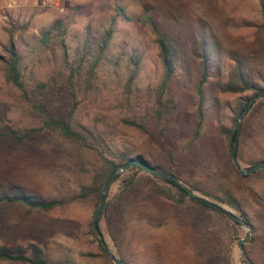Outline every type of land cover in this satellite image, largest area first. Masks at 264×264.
Instances as JSON below:
<instances>
[{"label":"rangeland","instance_id":"rangeland-1","mask_svg":"<svg viewBox=\"0 0 264 264\" xmlns=\"http://www.w3.org/2000/svg\"><path fill=\"white\" fill-rule=\"evenodd\" d=\"M118 8L131 20L118 15ZM145 12L178 48L177 75L171 84L177 110L162 125L163 138L157 130L149 135L125 123L131 120L151 129V91L163 74L155 36L140 19ZM55 21H60V27L43 42L41 37ZM262 22L258 0H0V56H5L11 35L22 56V77L30 99L41 107L49 106L58 117H70L73 123L93 131L104 130L112 148L141 153L152 165L171 164L169 149L193 129L192 113L200 80L196 52L200 42L204 46L209 69L206 92L210 133L206 142L214 167L195 169L189 161L180 160L177 173L211 179L214 189L229 192L249 219L251 229L248 232L244 225L224 220L208 210H193L201 222L212 226L211 234L206 236L197 229L196 221L188 218L192 211L177 217L170 205L149 196L143 200L141 197L129 215L128 243L124 245L128 264H204L210 254L216 264H264V168L249 176L241 175L233 165L232 147L218 128L235 129L234 112L242 96L223 94L217 87L233 66L232 57H242L251 76L264 84ZM109 26L115 30L109 50L89 89L75 84L74 96L67 89L66 94L54 98L53 89L68 75L59 46L61 32L70 59L76 62L87 27L89 40L93 41L100 30ZM130 57L139 59V70L128 92ZM43 82L47 85L44 90L36 89ZM260 100L240 122L236 156L242 169L264 161V101ZM0 119L20 133L41 129L31 103L5 82L1 62ZM64 145L62 139L44 130L33 133L27 144L14 146L0 138V194L22 192L67 202L50 212L29 211L18 205L0 206V246L28 255L30 246L37 245L51 264H109L101 256L97 236L91 232L97 207L90 201L68 202L81 185L89 182L90 175L77 170L74 159L60 152ZM81 155L85 168L90 169L92 159ZM137 173L143 178L152 176L144 170ZM120 185V180L110 185L106 203L118 194ZM192 194L241 218L239 211L226 204L196 191ZM140 210L150 215L151 224L141 213L137 215ZM98 226L106 246L118 258L105 221L101 220ZM239 241H243L240 246Z\"/></svg>","mask_w":264,"mask_h":264},{"label":"trees","instance_id":"trees-1","mask_svg":"<svg viewBox=\"0 0 264 264\" xmlns=\"http://www.w3.org/2000/svg\"><path fill=\"white\" fill-rule=\"evenodd\" d=\"M171 1L180 2L184 0ZM258 1L261 7L263 18L262 26L264 28V0ZM117 14L127 21L131 20V18L125 15L124 10L121 8L117 9ZM140 19L142 22L150 26V29L155 36L154 43L157 47V54L163 74L158 86L151 91L153 94V101L149 115V122L152 126L151 129L149 130L144 127V125L141 126L131 120H127L125 123L134 126L141 132L149 135L157 130L163 138L165 135V129L162 125L168 123L177 110V102L171 92V84L177 75L178 48L172 40L168 39L163 34L161 30L157 29L152 19L146 15V12L141 15ZM60 24V21H55L50 30L41 37V40L46 42V40H48L53 34V31L60 27ZM114 31L115 30L112 26L105 27L97 33L93 38V41H90L87 27L82 45L76 52V62H73L72 59H70L68 45L64 42V33L61 32L63 35L60 37L59 46L63 66L66 72H68V75L64 78L63 83L53 89L54 98L66 94L67 89L68 92L74 96L75 84L79 86L82 85L89 89L91 79L94 76L96 69L103 62L108 53L109 44ZM196 56L199 58L200 80L195 93V109L192 113L194 116L193 129L188 135L183 136L180 141H177L174 147L169 149V156L172 159L171 164L164 163L152 165L141 153L133 154L127 149L112 148L107 142V135L104 130L99 129L98 131H93L82 125L75 124L70 117H58L51 113L49 106L41 107L38 103L32 101L22 77V56L10 35L5 48V56H0V62L4 67V80L6 83L17 89L25 101L31 103L33 111H35L36 115L40 118L41 129H28L23 133H20L0 119V138L5 143L12 142L14 146L18 144H27L28 139L33 133L44 130L45 132L47 131L50 133L51 136H57L59 139H62L66 145L60 147V152L65 153L67 154V157L74 159V166L77 170L90 175L89 182L85 185H81L78 192L72 196L68 202L90 201L95 207H97L100 203L106 183L111 175L125 163L130 161H141L150 165L158 172L169 174L177 178V180L189 188L191 192H199L206 197L219 201L239 211L241 213V218L250 225V221L243 213L239 203L229 192L217 187L214 189L211 185V179H204L201 176L194 178L186 173L181 175L177 173L179 167L178 161L180 162V160L189 161L191 165L195 166V169L202 166L212 170L214 167L213 162L209 157V147L206 142L208 134L210 133L209 99L206 92V85L209 79V69L202 42L199 43ZM232 61L233 66L229 70L226 79L217 83V87L223 94L242 96V99L238 103L236 111L234 112L233 121L235 123L246 105L257 95L262 94L259 99H261L260 101H264V84H259L258 81L251 76L249 65L242 57H232ZM129 66L130 74L126 84L128 92H130V86L138 74L139 59L130 57ZM46 86L47 85L44 82L39 83L36 85V89L41 91L44 90ZM257 100L253 101L252 105H254ZM218 132L226 137L231 149L233 143L237 139L236 130L232 127L221 126L218 128ZM67 145L70 148H68ZM55 153H57V151ZM81 153L89 155L92 159L90 162V169L85 168L86 163L82 160ZM138 171H143V169L133 166L114 178L113 183L119 180L121 181L119 192L112 200L107 201L102 215L98 219V224L101 220L105 221L108 235L116 248L118 258L124 264H128L125 261L127 252L124 245L126 242L128 243L127 234L129 230V215L136 200L141 197L143 200L145 196H149L170 205L175 209L177 217H182L180 213L186 214L187 211L193 212V210H197V212H201L208 210L224 220H231L224 215L223 212L212 208L208 203L209 201L206 199L195 195L189 196L187 191L178 185L173 179H162L158 176L150 175V177L143 178L138 176ZM254 174L255 173H253V175ZM145 180L147 183H145ZM156 181L162 182L164 186L158 185ZM65 204H67V202L41 199L22 192L11 195H6L4 193L0 194V206L18 205L25 207L29 211L50 212L63 207ZM137 212V215L139 214L140 216L141 213V216L151 224V217L149 214L143 213V210ZM185 216L186 215L183 216V219H186ZM188 218L196 221V227L201 233H203V235L207 236L211 234L210 231L212 226H209L206 222H201L197 216H194V212L190 214ZM232 222L237 224L235 221ZM91 232L96 236L93 228H91ZM96 242L98 243V248L103 259L107 263L112 264L111 259L101 246L98 239H96ZM0 262L51 264L45 257L43 250L37 245L30 246L28 255L18 254L6 246H0ZM204 264H216L211 254L208 255ZM246 264L252 263L247 262Z\"/></svg>","mask_w":264,"mask_h":264},{"label":"water","instance_id":"water-1","mask_svg":"<svg viewBox=\"0 0 264 264\" xmlns=\"http://www.w3.org/2000/svg\"><path fill=\"white\" fill-rule=\"evenodd\" d=\"M262 94H259L257 95L253 100H251L247 105L246 107L243 109V111L241 112L238 120H237V123H236V126H235V130L237 132V139L235 140V142L233 143L232 145V149H231V159H232V162H233V165L235 166V168L237 169V171L241 174V175H249V174H252V173H255L256 171H259L261 170L262 168H264V161L262 162H258L256 163L255 165L249 167V168H241L239 166V163H238V160H237V156H236V152H237V146H238V137H239V130H240V122L243 118V116L246 114V112L248 111V109L250 108V106L252 105L253 101L259 99L261 97ZM139 167L141 169H143L145 172H147L148 174L152 175V176H158L162 179H173L178 185H180L182 188H184L188 195L189 196H194L191 192V190L189 188H187L183 183H181L179 180H177V178L169 175V174H163L161 172H158L156 169H154L153 167H151L150 165L144 163V162H141V161H130L128 163H125L124 165H122V167H120L118 170H116L112 175L111 177L109 178V180L107 181L106 183V186L103 190V194H102V197H101V200H100V203L99 205L97 206L96 210H95V213L93 215V218H92V221H91V224H92V228L101 244V246L103 247V249L107 252V254L111 257L112 261L114 264H124L119 258L115 257L111 251L108 249V247L106 246V243L104 241V238H103V234L102 232L100 231L99 229V226H98V219L100 217V215L102 214L104 208H105V205H106V200H107V197H108V193H109V187L110 185L113 183L114 181V178L123 173L125 170H127L128 168L130 167ZM209 205L214 208L215 210L217 211H221L224 213V215H226L227 217H229L230 219H232L233 221L239 223V224H242L244 225L245 227H247L248 229V232L250 231L251 229V226L249 224H247L243 219H241L240 217L236 216L235 214L223 209L222 207H220L219 205H216L214 203H211V202H208ZM249 234V233H248ZM249 236V235H248ZM248 236L247 238L244 240L245 242L248 240ZM243 241H239L238 242V245L240 246L241 243Z\"/></svg>","mask_w":264,"mask_h":264}]
</instances>
